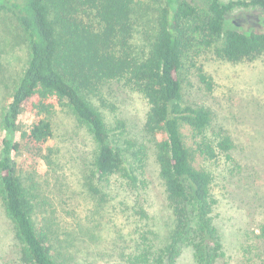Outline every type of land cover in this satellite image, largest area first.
<instances>
[{
  "label": "trees",
  "instance_id": "1",
  "mask_svg": "<svg viewBox=\"0 0 264 264\" xmlns=\"http://www.w3.org/2000/svg\"><path fill=\"white\" fill-rule=\"evenodd\" d=\"M205 1L201 9L189 0H0V10L10 12L21 27L28 51L0 115V204L18 242L11 264L101 260L94 253L84 255L100 240L92 229L101 223L76 230L56 219L48 211L43 174L34 166L19 173L22 152L55 164L53 146H47L48 154L44 150L55 135L58 107L91 134L81 186L95 199L97 214L113 197L114 178L134 195V212L148 219L146 173L151 161L157 166L170 214L168 229L162 237L142 223L137 235L113 253V263L178 264L186 246L196 264H218L223 242L214 216V175L205 162L231 159L234 143L223 127L214 131L208 106L185 99L181 73L187 55L201 47L231 62L264 60V30H240L227 18L236 7L264 10V0ZM198 77L213 88L201 68ZM113 83L143 100L141 137L132 134L106 97ZM104 104L115 112L113 123L105 119ZM25 109L37 119L22 130ZM197 157L204 164L197 166ZM260 231L264 236V222Z\"/></svg>",
  "mask_w": 264,
  "mask_h": 264
},
{
  "label": "rangeland",
  "instance_id": "2",
  "mask_svg": "<svg viewBox=\"0 0 264 264\" xmlns=\"http://www.w3.org/2000/svg\"><path fill=\"white\" fill-rule=\"evenodd\" d=\"M189 1L201 9L206 7L205 0ZM227 1L221 0L223 3ZM227 18L230 25L240 30H264V10L256 6L236 7ZM24 39L13 15L5 9L0 10V115L10 94L9 85L19 78L27 62ZM186 59L181 73L185 99L208 106L213 113L214 131L223 127L234 143L231 159L221 156L217 161L205 162L214 175L212 193L217 200L214 216L223 242L224 255L218 264H264V236H260V225L264 222V60L259 57L231 62L205 47L191 51ZM200 68L211 78V90L199 80ZM106 90V97L115 104L118 115L127 120L132 134L141 137L144 111L141 97L116 83ZM100 106L107 123H113L115 112L111 106ZM56 113L55 135L44 150V154H48L47 146H53L51 159L55 164L48 166L45 159H33L22 152L18 157L19 173L23 175L34 166L43 174L42 187L50 203L48 211L56 219L69 222V226L76 230L79 225L85 230V226L101 223L99 228L92 229L99 234L100 240L92 249L89 246L84 255L94 253V258H101L96 264H118L113 263L116 256L113 253L137 235L142 223L143 227H151L163 237L170 214L153 161L147 168L146 179L150 188L143 204L149 218L142 220L134 212V195L119 188V182L114 178L113 197L99 215L95 199L83 192L81 186V176L89 167L93 146L91 134L65 109L58 107ZM36 119L32 111L25 109L20 121L22 130L29 128ZM184 132L187 142L194 145L189 131L184 129ZM2 137L0 127V142ZM195 164H204L203 158L197 157ZM143 198L144 195L140 197L141 201ZM115 239L121 242L114 243ZM17 249L13 228L0 204V264H11L17 256ZM178 264H196L190 247H184Z\"/></svg>",
  "mask_w": 264,
  "mask_h": 264
}]
</instances>
